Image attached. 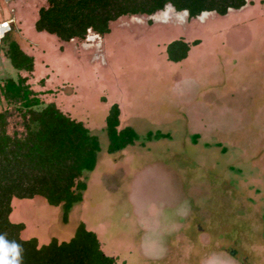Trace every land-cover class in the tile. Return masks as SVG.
Segmentation results:
<instances>
[{
    "label": "rangeland",
    "instance_id": "obj_1",
    "mask_svg": "<svg viewBox=\"0 0 264 264\" xmlns=\"http://www.w3.org/2000/svg\"><path fill=\"white\" fill-rule=\"evenodd\" d=\"M46 6L12 5L2 48L16 42L34 67L17 71L2 52L0 87L26 79L43 105L98 137L102 163L84 174L87 189L67 223L61 206L40 197L12 200L21 238L67 241L83 223L120 264H264V4L249 0L224 17H124L107 35L69 42L34 30ZM9 13L3 5L0 20ZM178 39L199 42L189 65L166 59L165 46ZM112 103L124 110L122 126L170 138L109 157ZM4 111L7 133H21L19 114L0 96Z\"/></svg>",
    "mask_w": 264,
    "mask_h": 264
},
{
    "label": "trees",
    "instance_id": "obj_2",
    "mask_svg": "<svg viewBox=\"0 0 264 264\" xmlns=\"http://www.w3.org/2000/svg\"><path fill=\"white\" fill-rule=\"evenodd\" d=\"M249 0H47L34 22L37 33L55 36L62 42L83 40L90 33L109 34L110 25L124 17L154 16L170 4L176 11H187L193 19L202 13L224 17L244 8ZM264 4V0H260ZM151 22H149L150 24ZM5 38L2 41L4 45ZM198 41L174 40L165 46L169 62L187 57ZM1 53L17 71L32 72L33 58L11 41ZM0 96L13 105L21 119L22 132L7 133L9 112L0 113V235L5 242L23 245V264H117L104 255L94 232L80 223L68 241L51 239L40 245L36 238L23 240V223L10 221L12 200L42 198L51 207L61 206L63 223L74 205L83 200L87 189L85 173L93 172L100 151L98 137L82 122L71 119L54 104L43 105L26 85V79H5ZM120 110L110 106L105 117L109 155L121 152L136 142L169 139L160 131L139 136L131 127L119 129ZM194 141L197 136H194Z\"/></svg>",
    "mask_w": 264,
    "mask_h": 264
},
{
    "label": "clouds",
    "instance_id": "obj_3",
    "mask_svg": "<svg viewBox=\"0 0 264 264\" xmlns=\"http://www.w3.org/2000/svg\"><path fill=\"white\" fill-rule=\"evenodd\" d=\"M7 237V233H0ZM23 245L15 240L0 239V264H23Z\"/></svg>",
    "mask_w": 264,
    "mask_h": 264
},
{
    "label": "crops",
    "instance_id": "obj_4",
    "mask_svg": "<svg viewBox=\"0 0 264 264\" xmlns=\"http://www.w3.org/2000/svg\"><path fill=\"white\" fill-rule=\"evenodd\" d=\"M194 49H195V46H193V47H191L190 48V50H189V52H188V54H187V57L184 59V60H182L181 62H178V63H176V64H181V63H190V61H191V57H192V55H193V51H194ZM167 59V58H166ZM169 62V61H168ZM169 63H172V62H169ZM189 65V64H188ZM113 104H117V103H112V104H110V106L111 105H113ZM118 106H119V110H120V115H119V129H122V128H125V127H131V128H133L132 127V125H128V126H122V118H123V115H124V110L122 111V107H121V105H119V104H117ZM110 106H109V108H110ZM109 108H108V110H109ZM125 113H126V111H125ZM107 115V114H106ZM106 117V116H105ZM134 129V128H133ZM135 130V129H134ZM136 132V131H135ZM137 133V132H136ZM138 134V133H137ZM130 147H132V146H129V147H127V148H125L124 150H122L121 152H118V153H115V154H112V155H120V153H122V152H124V151H126V149H128V148H130ZM112 155H109L108 154V156L110 157V156H112ZM122 156H119V158H121ZM109 159V158H108ZM117 162V161H116ZM102 162H101V160H100V157H99V153H98V155H97V163H96V167H95V169H94V171H93V173H97L98 172V170H99V168H100V164H101ZM96 234V233H95ZM96 236H97V238H98V235L96 234ZM69 240V239H68ZM67 240V241H68ZM99 240V239H98ZM49 243V242H48ZM45 244H47V243H45ZM40 245H44V244H40ZM100 247H101V244H100ZM104 253V252H103ZM109 254H111L110 256H108V257H113V258H115V260H116V263L117 264H120V261H118V257L116 256V254L115 253H109ZM104 255H106V254H104Z\"/></svg>",
    "mask_w": 264,
    "mask_h": 264
},
{
    "label": "built area",
    "instance_id": "obj_5",
    "mask_svg": "<svg viewBox=\"0 0 264 264\" xmlns=\"http://www.w3.org/2000/svg\"><path fill=\"white\" fill-rule=\"evenodd\" d=\"M17 1L19 0H0V14L2 13L3 5L8 6L10 12L7 18H3L2 20H0V57H1L2 41L12 29V25L14 23V18H13L14 12L12 9V5Z\"/></svg>",
    "mask_w": 264,
    "mask_h": 264
},
{
    "label": "water",
    "instance_id": "obj_6",
    "mask_svg": "<svg viewBox=\"0 0 264 264\" xmlns=\"http://www.w3.org/2000/svg\"><path fill=\"white\" fill-rule=\"evenodd\" d=\"M162 16H165V17H169V16H171V15H177V16H179V17H188V12L187 11H181V12H178V11H176V9L172 6V5H170V4H168V5H166L165 6V8H164V10H162V11H160L159 12ZM207 14H209V13H202L200 16H198V17H203V16H205V15H207ZM150 17H152V16H150ZM197 17V18H198ZM235 254V252L233 251V252H231V255L233 256Z\"/></svg>",
    "mask_w": 264,
    "mask_h": 264
}]
</instances>
